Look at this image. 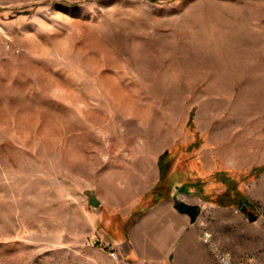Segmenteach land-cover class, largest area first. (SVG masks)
<instances>
[{
	"label": "rangeland",
	"instance_id": "obj_1",
	"mask_svg": "<svg viewBox=\"0 0 264 264\" xmlns=\"http://www.w3.org/2000/svg\"><path fill=\"white\" fill-rule=\"evenodd\" d=\"M163 151L196 175L193 264H264V0H0V264H136Z\"/></svg>",
	"mask_w": 264,
	"mask_h": 264
},
{
	"label": "crops",
	"instance_id": "obj_2",
	"mask_svg": "<svg viewBox=\"0 0 264 264\" xmlns=\"http://www.w3.org/2000/svg\"><path fill=\"white\" fill-rule=\"evenodd\" d=\"M176 152L163 151L157 155L153 178L137 192L133 203L136 207L148 205L126 232L133 244L131 256L136 264H193L204 259L196 217L191 220L187 213L175 208L178 201L197 206L194 199H189L194 195L192 187H195V172L188 160L175 161ZM219 172L223 179L231 178L227 172ZM179 193L184 196L179 198ZM98 200L97 206H101V200ZM117 212L121 211L107 209L109 218L112 214L118 215ZM128 212H131V206L124 208L121 217ZM118 228L123 232V227Z\"/></svg>",
	"mask_w": 264,
	"mask_h": 264
},
{
	"label": "water",
	"instance_id": "obj_3",
	"mask_svg": "<svg viewBox=\"0 0 264 264\" xmlns=\"http://www.w3.org/2000/svg\"><path fill=\"white\" fill-rule=\"evenodd\" d=\"M88 202L92 206H97L99 204L98 198L92 192H90L89 195H88ZM175 208H177V210H179L180 212L187 213L189 215V217H190L191 220H193L196 217L197 211H198V208H197L196 205H194V204H188V203H185L184 201H178L175 204ZM240 211H242L246 215V218L249 221H253V220H255L258 217L257 214H255V213H253L251 211H246L245 205H242L240 207Z\"/></svg>",
	"mask_w": 264,
	"mask_h": 264
},
{
	"label": "built area",
	"instance_id": "obj_4",
	"mask_svg": "<svg viewBox=\"0 0 264 264\" xmlns=\"http://www.w3.org/2000/svg\"><path fill=\"white\" fill-rule=\"evenodd\" d=\"M109 254H110V256L112 257V258H114V259H118V254H117V252L115 251V250H109ZM220 260L223 262V263H225V264H227V260L225 259V256H221L220 257Z\"/></svg>",
	"mask_w": 264,
	"mask_h": 264
}]
</instances>
